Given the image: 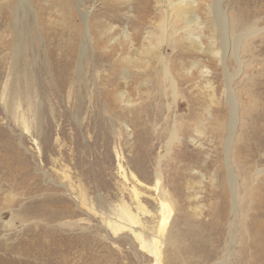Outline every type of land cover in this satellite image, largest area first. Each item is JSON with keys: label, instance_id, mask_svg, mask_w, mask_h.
<instances>
[{"label": "rangeland", "instance_id": "obj_1", "mask_svg": "<svg viewBox=\"0 0 264 264\" xmlns=\"http://www.w3.org/2000/svg\"><path fill=\"white\" fill-rule=\"evenodd\" d=\"M153 1L81 0L80 9L91 21L88 43L82 40L76 0H0V249L11 248L1 255L12 257L15 248L43 244L49 237L39 234L51 229L67 235V244L84 243L87 264H154L97 221L98 211L129 201L133 191L142 193L146 208L156 214L153 172L161 166V183L175 204L173 209L164 205L165 216L151 225L158 236L171 233L170 245L162 247L168 264H264V0L224 2L230 19L248 16L259 29L244 53V82L234 76L231 84L240 97L236 155L229 161L241 197L235 220L221 142L229 121L223 75L215 69L211 91L197 69H190L193 61L212 69L213 59L185 38L172 50L164 47L182 73L191 70L192 83L179 78L174 101L152 65L138 72L144 65V55L134 50L139 42L130 49L108 42L107 33L100 35L108 24L114 37L123 28L133 32L143 10L145 21L154 16ZM75 26L80 32L71 37L69 27ZM201 44L206 51V39ZM66 61L71 70L62 81L57 71ZM229 62L227 71L234 75L236 65ZM174 123L186 127L182 143L172 145ZM191 138L203 147L197 149ZM166 148L171 157L160 161ZM256 169L259 173L250 178L247 173ZM52 249L38 261L20 258L60 264ZM77 250L69 264H81Z\"/></svg>", "mask_w": 264, "mask_h": 264}, {"label": "bare ground", "instance_id": "obj_2", "mask_svg": "<svg viewBox=\"0 0 264 264\" xmlns=\"http://www.w3.org/2000/svg\"><path fill=\"white\" fill-rule=\"evenodd\" d=\"M225 1L227 2V0H211L210 3L202 5V2L200 0H154V5L152 6L153 10L151 12L154 16L145 21L146 18L143 17V13L145 12L143 10L142 17L141 19L139 18L140 21L138 20L135 23L131 21L134 28L133 32H130L126 28H123L120 30L119 35L114 37L111 35L114 30V26L108 24L105 27L106 30H104V32H101L100 35L107 33L106 37L110 38L108 42L112 44L118 42L120 47L126 45V47L130 49L133 48L134 42H139V48H135L134 50H138L144 55V65H142L141 67L142 71L139 70L138 72H144L148 66L152 65L153 67L150 66L151 69L158 70V72L162 74L161 78L170 89V93L174 101L178 98V87L181 86V81L179 80V78H181L183 75L185 76L183 79L186 82L192 83V81L189 79L191 77V70L197 69L200 78L205 82L206 89H211V91H213L211 87V81H213L214 79V71L215 69L221 71L223 75L222 94H224L225 101L228 106L227 111L229 115L228 123L224 128H222L226 134L222 138L221 142L223 147L222 150L224 153L223 156L225 157L224 160L226 161L225 167L227 169L228 178L230 179V213L234 218L239 215V213L237 214V211L239 202H241V197L238 195L236 178L232 173L231 167L229 166V161H233L236 155V125L239 124V120L237 118L239 103L237 98L240 101V97L235 88L231 87V84L235 77H239L238 79L240 84L244 82L242 73L243 70L247 69L248 67V65L245 66L246 62H244L243 59L244 53L249 48L248 39H250L254 34L256 35V32L259 31V29H255L256 22H252L251 19L248 18V16H243L239 19H230L228 14L230 12L227 13L226 11V8L228 6L224 5ZM76 2L78 3V15L80 17L81 25L83 26L81 31L83 33L82 40L84 42L91 43L92 41L89 30L91 21L89 20V12L80 9L81 0H76ZM201 11L203 15L200 13ZM72 15L73 12L71 11L69 17L71 18ZM126 19L129 21L130 17H126ZM259 20L260 19H258L257 21ZM234 24L236 25V27H238V34L234 31H231L233 29L232 25ZM75 27H69V32L71 35H73L71 37L77 36L79 34L78 31L80 32V28ZM23 28L24 26L21 28V30L25 31ZM205 29L208 30L207 35H205L204 33ZM235 35L236 38H232ZM216 36H220L219 39L222 46L221 50H218V48L216 47ZM179 38H182V40H184V38L188 40L190 42V46H196V50L200 53L210 55L214 63L212 69H209L211 65L209 67L205 64H199V62L193 61L190 64L191 70L187 69L182 73L179 69V64L178 66H175L173 56L170 58L167 55V52L164 53V47L172 50L178 45L177 42L179 41ZM202 39H206V41L208 42V49L206 51L204 50L205 47H203V45L201 44ZM67 51L69 52V54H73L71 44H67ZM115 55L116 54H112V56ZM230 59H232L236 65V68L233 69V71L235 72L234 75L227 71V65L230 64L229 61H232ZM227 60L228 63H226ZM62 65H64V68L61 71H57V73L63 81L65 75L71 70V65L68 61H66ZM128 78L129 77L125 72L124 76H122L121 78L124 84L127 83ZM147 80L140 82V84L146 85V83L149 82ZM123 95L124 93L121 92L118 95L119 99H121ZM217 122H215L216 125ZM185 127L186 126H182L181 124L179 125L177 123H174V125H172L171 135L169 136L172 145L178 144L180 141H182L181 137L185 136ZM196 134L200 135L201 130H197ZM190 143H192L193 146H195L197 149H201L203 147V144L198 142L197 139L191 138ZM171 151L172 150L166 148L163 154H160V161L168 157L170 158L172 153ZM160 167L161 166L154 167L153 172V189L155 191L154 201L156 202V204H158V206L156 207V214L152 213L148 210V208H146V205L143 203L140 197L142 193L140 194L133 191L132 193H129V201L120 202L119 204H113L109 207L105 204L107 206L106 210L101 207L102 209L98 211L100 217L98 218L97 222L99 223V226L103 228L106 233L110 234L112 238L127 241L128 245L132 249L135 248L143 255L151 257L154 264H168V260L166 259L167 254L163 252L162 247H165L166 244L167 246L170 245L171 233L169 235H166L167 238H164L162 236L163 234L161 236H158L155 233V227L151 225L153 224L155 218H161L165 216V214H162V211H164V208L167 204L170 203V208H172V205L175 204L174 200L171 198L169 190H165L164 182L161 183L162 170ZM258 173L259 170L256 169L255 171L248 172L247 174L248 176H250V178H252ZM147 179L149 180V178ZM85 201L81 200L80 204L88 208V204ZM98 201L101 204L102 199L99 198ZM165 224L166 222L163 224L164 228L166 227ZM47 231L49 232L46 233ZM40 235L49 237V240L44 242L43 244H38L35 247L32 243L27 248H15V255L12 257L0 254V264H31L29 260L21 259L20 256H35L34 259L37 261L42 258L45 259V256L51 254V247H54V249H52V253L56 254V261L60 264H69V260H71L72 255L75 254V248L78 249L77 252L79 251L81 255V258L79 259V261H81L80 263H89V257L85 254L87 248L85 247V245H83L84 243H76L77 245H72L70 243L67 244L64 242L67 235H64L63 233H57L56 230L51 229H44L43 232L39 234V236ZM61 237L63 238L60 240ZM55 239L57 242H55ZM10 249L11 248H3V250L7 252L10 251ZM261 249L263 251V245ZM3 250L2 248L0 249V251ZM36 254L38 256H36Z\"/></svg>", "mask_w": 264, "mask_h": 264}]
</instances>
